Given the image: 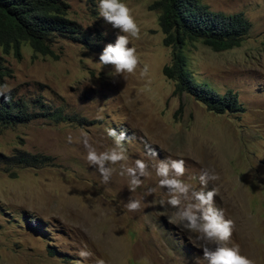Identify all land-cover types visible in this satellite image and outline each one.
Here are the masks:
<instances>
[{
	"label": "rangeland",
	"instance_id": "rangeland-1",
	"mask_svg": "<svg viewBox=\"0 0 264 264\" xmlns=\"http://www.w3.org/2000/svg\"><path fill=\"white\" fill-rule=\"evenodd\" d=\"M64 1L67 18L90 36L99 35L98 49L55 39L56 56H51L23 44L19 58L3 55L10 74L0 86L6 84L15 98L40 95L87 121L54 123L41 117L0 130L1 154L19 149L52 157L39 168L0 165V264H208L202 242L183 228L178 210L160 204L169 195L159 186L156 166L170 159L185 161L180 179L191 189L215 188L214 206L234 222L227 246L264 264V0H200L212 11L241 12L251 22L238 47L215 51L199 42L186 47L196 82L219 94H237L242 110L223 113L173 92L174 81L163 74L172 49L165 46L158 11L151 8L155 0H124L140 35L130 37L129 45L139 65L123 75H112L113 65L99 63L104 47L122 34L99 15V0ZM108 128L127 133L122 142L127 159L111 165L105 184L87 161L83 136L97 152L109 151L116 145ZM137 159L148 164L150 175L130 192L122 166L134 167ZM203 170L218 177L207 188L199 179ZM130 200H139L141 210L128 211ZM35 218L41 233L27 226ZM84 248L92 253L87 261L78 255Z\"/></svg>",
	"mask_w": 264,
	"mask_h": 264
},
{
	"label": "trees",
	"instance_id": "trees-1",
	"mask_svg": "<svg viewBox=\"0 0 264 264\" xmlns=\"http://www.w3.org/2000/svg\"><path fill=\"white\" fill-rule=\"evenodd\" d=\"M64 0H0V49L3 55L13 52L20 57L21 45H29L35 53L56 56L55 39L77 42L91 51L98 49L99 35L95 37L66 17ZM151 8L158 11L159 25L165 46L171 47V61L163 66V74L174 81L175 94H188L215 113L242 110L237 94L228 90L219 94L205 83L196 82L187 65L186 47L199 42L215 51L238 47L248 35L251 22L241 13L226 14L210 10L200 0H155ZM10 74L0 54V80ZM11 101L0 96V130L27 124L41 117L54 123L84 124L83 116L70 115L60 106H53L38 96L15 98ZM54 107L51 109V105ZM52 157L42 153H29L19 149L12 155L0 153V165L6 167L39 168L49 165ZM41 220H27L33 232H42ZM51 254H54L50 251Z\"/></svg>",
	"mask_w": 264,
	"mask_h": 264
},
{
	"label": "clouds",
	"instance_id": "clouds-1",
	"mask_svg": "<svg viewBox=\"0 0 264 264\" xmlns=\"http://www.w3.org/2000/svg\"><path fill=\"white\" fill-rule=\"evenodd\" d=\"M99 15L106 23L120 31L115 43L107 44L99 56L101 65H113L114 73L120 75L124 73H134L139 65V57L135 47H130V37L139 38L140 28L130 7L124 0H99ZM0 54L3 56L1 49ZM10 89L5 84L0 86V96L11 101ZM101 118L102 117H98ZM108 136L115 141L116 147L109 151L97 152L89 142L87 134L83 136V145L87 149V161L97 168L102 176L103 183L107 184L112 176L111 165L120 163L127 159L122 142L126 139L125 131L117 132L115 128L107 129ZM72 137L68 141L72 142ZM155 154V153H154ZM123 167L122 175L130 177L129 191L134 192L143 184L144 177L150 175L149 166L144 160L137 159L134 167ZM186 171L183 159L162 160L156 166V175L160 177L159 186L166 188L169 198L167 201L161 200L160 204L170 205L177 209L179 221L184 229L197 234V240L202 242L203 256L208 264H254L247 256L241 254L236 246L229 247L227 242L231 239L234 222L226 219L223 210L214 206L217 192L215 188L208 191H195L185 183L180 177ZM200 183L207 188L210 182H215L218 177L203 170L200 174ZM154 189H149V194ZM187 201V203H185ZM130 212L140 211L141 202L130 200L126 204ZM214 245V247H210ZM81 261H87L92 253L86 248L78 252ZM99 264V262H97Z\"/></svg>",
	"mask_w": 264,
	"mask_h": 264
}]
</instances>
